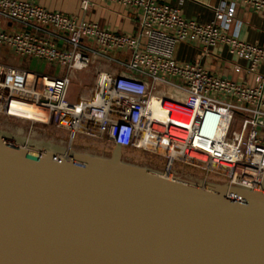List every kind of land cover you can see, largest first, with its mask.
Listing matches in <instances>:
<instances>
[{"label":"built area","instance_id":"1","mask_svg":"<svg viewBox=\"0 0 264 264\" xmlns=\"http://www.w3.org/2000/svg\"><path fill=\"white\" fill-rule=\"evenodd\" d=\"M98 1L135 10L143 44L139 36L30 1L0 0V51L65 70L51 77L0 63V114L105 136L114 144L140 143L143 151L264 191V46L217 24L229 22L238 6L264 13V0H219L207 22L185 18L158 0ZM89 5L79 0L82 11ZM54 39L65 47H57ZM179 42L195 44L204 53L221 45L228 56L244 62L232 65L234 72H260L259 81L243 85L197 64L177 63L173 50ZM113 51L129 55L119 59ZM103 63L121 71H104ZM90 65L92 84L67 101L70 74Z\"/></svg>","mask_w":264,"mask_h":264},{"label":"water","instance_id":"2","mask_svg":"<svg viewBox=\"0 0 264 264\" xmlns=\"http://www.w3.org/2000/svg\"><path fill=\"white\" fill-rule=\"evenodd\" d=\"M263 192L0 114V264H264Z\"/></svg>","mask_w":264,"mask_h":264},{"label":"crops","instance_id":"3","mask_svg":"<svg viewBox=\"0 0 264 264\" xmlns=\"http://www.w3.org/2000/svg\"><path fill=\"white\" fill-rule=\"evenodd\" d=\"M42 5L49 10L59 11L63 14L74 15L79 19L97 23L101 28L115 31L118 33L139 36V25L135 10L112 2H99L98 0H89V7L82 11L79 6V0H26ZM176 8L179 13L189 19L199 22H207L212 19V8L217 5L219 0H158ZM221 28L225 29L229 34H233L239 39L264 46V13H256L245 7H236L233 18L229 22H218ZM5 27L16 29L13 24L6 23ZM140 46L143 44V36H139ZM57 47H65L62 40L54 39ZM112 54L119 59H126L129 51H113ZM173 59L177 63H194L210 73L217 76L232 79L243 85H254L259 81L260 72L256 74L240 71L234 72L232 65L239 64L243 66L244 62L236 60L226 54L225 48L217 45L204 53L199 46L192 43L179 42L174 46ZM34 59H30L31 62ZM39 61V60H36ZM45 62V61H39ZM48 64V71L39 72L48 76H62L64 67L51 62ZM54 68V70H52ZM104 71H121L118 67L103 63ZM37 72L35 70H31ZM78 71V70H77ZM74 71L70 74L73 78ZM94 78V73H93ZM92 78V82H93ZM71 80V78H70ZM70 89V83L66 95ZM80 90L77 96L73 98V102L85 93Z\"/></svg>","mask_w":264,"mask_h":264},{"label":"rangeland","instance_id":"4","mask_svg":"<svg viewBox=\"0 0 264 264\" xmlns=\"http://www.w3.org/2000/svg\"><path fill=\"white\" fill-rule=\"evenodd\" d=\"M0 63L15 66L17 68H27L29 70H35L37 72L48 71V64H46L45 62H39L36 60H32L31 62H28L27 59L19 58L13 55L11 52L6 51V50L0 51ZM52 70H54V68H52ZM92 78H93V65H90L89 67L82 69V70L74 71L73 78L71 77V80H70V89L65 99L67 101H72L73 98L77 96V93L80 90L82 91L92 84ZM29 126L69 132L65 129L57 128L51 123L40 124V123H30L29 122ZM235 128H237V125L235 126ZM73 133L88 136L80 131H75ZM88 137L100 139L103 141H108L105 136H101V137L100 136H88Z\"/></svg>","mask_w":264,"mask_h":264},{"label":"bare ground","instance_id":"5","mask_svg":"<svg viewBox=\"0 0 264 264\" xmlns=\"http://www.w3.org/2000/svg\"><path fill=\"white\" fill-rule=\"evenodd\" d=\"M26 109H27V108H26ZM73 125H74V127H77V128H79V126H80L77 122H75V124H73ZM78 125H79V126H78ZM81 126H82V125H81ZM154 150H155V151L162 152L161 149H159V148H154Z\"/></svg>","mask_w":264,"mask_h":264}]
</instances>
